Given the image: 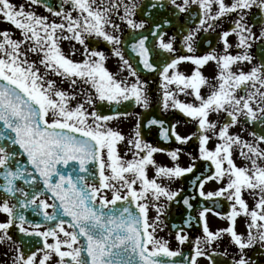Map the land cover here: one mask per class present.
Masks as SVG:
<instances>
[{"label": "snow or ice", "instance_id": "obj_1", "mask_svg": "<svg viewBox=\"0 0 264 264\" xmlns=\"http://www.w3.org/2000/svg\"><path fill=\"white\" fill-rule=\"evenodd\" d=\"M33 6L44 7L53 19ZM181 15L193 26L177 25L180 31L169 35L166 26ZM0 18L19 32L13 38L10 29H0V242L14 245L10 264H200L202 259L206 264H259L264 259L252 255L264 252V132H249L251 140L230 132L241 123L264 126V0H61L58 10L44 0L19 5L0 0ZM202 32L216 33L219 51ZM62 41L74 42L68 55ZM102 43L111 46V56L134 78L131 82L107 70ZM177 43L187 54L179 53ZM205 43L210 50L197 55ZM75 44L82 47L80 60L71 58ZM132 60L158 73L163 110H178L195 122L196 131L187 136L177 132L176 124L163 127L162 120L144 125H160L165 141L174 137L185 144L196 137L198 156L190 154L187 167L175 163L179 149L167 151L171 166L158 164L154 154L165 149L142 139L139 121L127 140L110 126L127 112L98 110L104 102L150 106L147 79L141 80ZM181 63L192 65L190 74L179 70ZM208 65H214L211 80L202 72ZM51 76L66 81L70 91L57 87ZM178 94L192 97L191 102ZM213 137L217 142L210 149ZM121 142L130 159L120 155ZM235 155L243 166L235 163ZM197 159L210 162L205 174L192 181L198 195L206 201L223 198L229 210L201 206L202 235L194 240L172 224L173 248L158 235L161 216L181 196L169 185L193 173ZM210 181L215 186L205 191ZM182 204L193 209L188 197ZM28 212L40 219L30 220ZM208 213L227 226L211 230ZM192 219L186 215L183 224ZM240 220L242 232L237 230ZM11 229L22 234L28 251L13 240ZM32 237L35 242L26 239ZM224 237L226 247L219 251ZM186 243L188 254L180 247ZM229 255L230 260L217 259Z\"/></svg>", "mask_w": 264, "mask_h": 264}, {"label": "flooded vegetation", "instance_id": "obj_2", "mask_svg": "<svg viewBox=\"0 0 264 264\" xmlns=\"http://www.w3.org/2000/svg\"><path fill=\"white\" fill-rule=\"evenodd\" d=\"M14 1H15L14 3L17 5L21 3H24V4L27 3V0H14ZM44 3L58 10L61 0H44ZM33 10L39 15L49 16L50 19H53L50 16V14L45 10V8L42 6H33ZM161 11L164 12L163 9H161ZM164 14L165 16L168 15L167 12H164ZM0 20H1L0 29H4V28L10 29L12 31L13 38L19 37V32L17 30L12 29L10 24L4 23L2 21V18H0ZM180 24H185L186 27H189V28L193 26L192 23L185 21L183 16L181 15L179 19L173 18V24L166 26L165 31H167L169 35L172 34L173 30L179 32L180 28L177 25H180ZM221 27L224 29H227L228 24L222 23ZM124 35L125 36L128 35V30L126 29V27L124 29ZM145 35H148L149 37L148 43L149 45H151L152 43L151 35L147 32H145ZM199 35L207 37V39L211 41V46L213 48H217V50L219 51L218 39H217L215 32H211V33L202 32ZM234 39H235L234 37H229L230 42L233 41ZM131 42H132L131 40H128L129 44ZM73 44L74 42H69V41L61 42L62 50L66 55H68L72 51ZM110 47L111 46L104 45L103 43L100 46V50L104 51L105 55L108 57V59L105 61V67L106 68L110 67L109 69L107 68V70L111 72L117 79L127 78L128 81L131 82V80L134 78L128 77L126 70L124 71L120 70V67H119L120 61L117 57L111 56ZM75 48L77 49V51L75 55H73L71 58L74 60L82 59L83 58L81 55L82 47L78 44H75ZM177 49L180 54H187L186 52H184L183 49L180 48L179 43H177ZM207 50H210L208 44L206 43L202 44L197 49L196 54L202 55ZM252 54L257 58V60L259 59V51L257 48L254 47L252 49ZM128 56H129V53L125 52V58H128ZM30 59H36V57L34 55H30ZM132 64H133V67L136 68L141 80H144L145 78L147 79L146 87L148 89L150 106L146 109L141 108L140 106L136 105L134 102H131V101H124L122 102L121 105L109 106L107 102H104V107L98 110L101 111L102 114H105V115H111L113 114L114 111L127 112L128 113L127 117H119L118 119L112 121L110 126L118 129L125 136V139L127 140L128 138L131 137L133 129L135 128L137 121H139L141 123L140 131H141L142 139L147 143H151L154 147L165 149L164 152H158L154 154V159L156 160L158 164L171 166L174 162L171 161L170 157H168L167 151H175L179 149V159L175 163H178L182 167H187L190 163H192V161L190 160V154L198 156V139L196 137H193L191 140H189L185 144H180L179 142L175 140L174 137L165 141L159 135L160 125L151 126L150 129L144 127V125L147 124V121L149 119L162 120L164 122L163 127L170 128L171 125L176 124L177 132L182 136H187L196 131L195 122L191 121L187 117H184L183 114L180 113L178 110L171 109V108L167 111L163 110L160 105V98L162 96V91L159 89L158 73L156 72L148 73L147 71L143 70L142 67L138 66L135 60H132ZM178 67L181 72L185 74H190V69L192 65L188 63H181ZM213 68H214V65H208L202 69L203 74L206 77H208L209 80L212 79ZM50 78L55 79L57 81V87L70 91V89H68L67 87L66 81L61 83L59 77L51 76ZM170 87H174V86H170ZM208 91L209 89L207 87L202 88V94L206 95ZM178 99L185 101V102H191L192 97L185 96L183 94H178ZM72 103L74 104L75 101H73ZM112 106H118V107L114 109L112 108ZM89 111H91V107H89ZM215 118H216L215 115H213L212 119H215ZM178 121L179 123H177ZM251 131H255L257 134H261L262 132H264V126L260 124L247 125V124L241 123V124H237L236 126L230 129L231 133L239 134L243 139H247V140L252 139V137L248 135V133ZM216 142L217 141L215 137H213L209 141L207 146L211 149L214 147ZM262 147H264V145H262ZM119 151H120V155L123 156L125 159L131 158L130 154L125 156V152L127 151V149L125 148L124 142H121V144L119 145ZM234 158H235V163L238 166L244 165L245 162L241 157H239L238 155H235ZM195 164H196V167L193 173L185 174V176L179 178L178 180L173 181L169 185L174 190L180 189L181 196H180L179 201H174L170 203L167 209L165 210V214L161 216V219L163 220L164 223L161 224L160 227L163 230L159 231L158 235L164 239H168L170 241V246L173 248L177 247V244L173 238L175 229L171 228L172 224H176L180 227H183L184 231L188 233V235L191 237L192 240H194L197 236L202 235V231L200 229L198 215H197L198 210L201 208V206L211 208L213 209L214 212H220V213H226L229 210L228 202L224 200L223 198H213V200L206 201L198 195L197 185L192 183V181H194L196 177H199L205 174L206 169L208 168V165L210 164V162H205V161L197 159L195 161ZM148 175H149V178H151L154 175V172L151 168H149L148 170ZM214 186H215L214 181L208 182L205 186V191L212 190ZM184 197H188L189 201L193 204L192 210L185 209L184 205L182 204V200ZM245 199H247L248 203L251 205L252 200L247 195V193H245ZM49 211L51 210L49 209ZM154 215H155L154 211L150 210L149 216L152 217ZM186 215H191V217L193 218L190 221L189 225L183 224V218ZM29 219L38 221L40 218L29 217ZM207 219H208L209 227L213 231H215L219 227L227 226L226 220L220 219L217 216H214L212 213L207 214ZM237 230L241 232L244 231L242 220L238 221ZM14 231L16 235L22 236V234H20L17 230L14 229ZM28 239H30L32 242H35L36 240L35 237L28 238ZM227 239H228L227 237H224V242L219 245V249H218L219 251H223L225 249L226 244H227ZM8 243L10 246L14 247V245H12L11 242H8ZM190 246H191L190 244L186 243L185 245H182L180 247L185 254H188ZM228 251H229V254L231 255L233 249L229 248ZM230 255L228 257H217V259L225 260V261L230 260ZM252 255H253V259H257L260 257H264V252L255 251ZM200 264H206V261L202 259L200 260ZM259 264H264V259H260Z\"/></svg>", "mask_w": 264, "mask_h": 264}, {"label": "rangeland", "instance_id": "obj_3", "mask_svg": "<svg viewBox=\"0 0 264 264\" xmlns=\"http://www.w3.org/2000/svg\"><path fill=\"white\" fill-rule=\"evenodd\" d=\"M14 2L15 1L13 0V3ZM107 68L109 69L110 67H107ZM9 246L10 245L8 242H0V264H10L12 253L9 251V248H10Z\"/></svg>", "mask_w": 264, "mask_h": 264}, {"label": "water", "instance_id": "obj_4", "mask_svg": "<svg viewBox=\"0 0 264 264\" xmlns=\"http://www.w3.org/2000/svg\"><path fill=\"white\" fill-rule=\"evenodd\" d=\"M12 237H14V236H12Z\"/></svg>", "mask_w": 264, "mask_h": 264}]
</instances>
